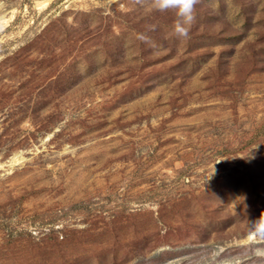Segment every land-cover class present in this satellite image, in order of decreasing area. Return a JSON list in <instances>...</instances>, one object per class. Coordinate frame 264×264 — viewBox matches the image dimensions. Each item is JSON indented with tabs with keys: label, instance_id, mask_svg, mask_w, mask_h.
<instances>
[{
	"label": "rangeland",
	"instance_id": "obj_1",
	"mask_svg": "<svg viewBox=\"0 0 264 264\" xmlns=\"http://www.w3.org/2000/svg\"><path fill=\"white\" fill-rule=\"evenodd\" d=\"M194 17L0 0V264H264V0Z\"/></svg>",
	"mask_w": 264,
	"mask_h": 264
},
{
	"label": "clouds",
	"instance_id": "obj_2",
	"mask_svg": "<svg viewBox=\"0 0 264 264\" xmlns=\"http://www.w3.org/2000/svg\"><path fill=\"white\" fill-rule=\"evenodd\" d=\"M198 0H152V7L159 12L174 11L177 20L174 32L178 37H187L189 27L195 17L194 10ZM260 227L264 229V215L260 218Z\"/></svg>",
	"mask_w": 264,
	"mask_h": 264
},
{
	"label": "bare ground",
	"instance_id": "obj_3",
	"mask_svg": "<svg viewBox=\"0 0 264 264\" xmlns=\"http://www.w3.org/2000/svg\"><path fill=\"white\" fill-rule=\"evenodd\" d=\"M15 159V158H14ZM14 161V160H13ZM17 161V160H16Z\"/></svg>",
	"mask_w": 264,
	"mask_h": 264
}]
</instances>
